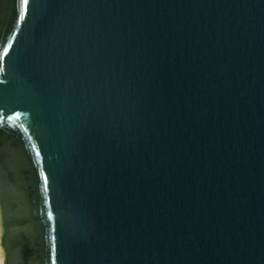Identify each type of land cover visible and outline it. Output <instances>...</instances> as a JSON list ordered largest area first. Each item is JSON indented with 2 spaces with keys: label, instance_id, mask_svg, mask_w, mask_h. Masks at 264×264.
<instances>
[{
  "label": "water",
  "instance_id": "water-1",
  "mask_svg": "<svg viewBox=\"0 0 264 264\" xmlns=\"http://www.w3.org/2000/svg\"><path fill=\"white\" fill-rule=\"evenodd\" d=\"M1 264H264V0H0Z\"/></svg>",
  "mask_w": 264,
  "mask_h": 264
},
{
  "label": "snow or ice",
  "instance_id": "snow-or-ice-1",
  "mask_svg": "<svg viewBox=\"0 0 264 264\" xmlns=\"http://www.w3.org/2000/svg\"><path fill=\"white\" fill-rule=\"evenodd\" d=\"M29 3V0H24V4L27 5Z\"/></svg>",
  "mask_w": 264,
  "mask_h": 264
},
{
  "label": "bare ground",
  "instance_id": "bare-ground-1",
  "mask_svg": "<svg viewBox=\"0 0 264 264\" xmlns=\"http://www.w3.org/2000/svg\"><path fill=\"white\" fill-rule=\"evenodd\" d=\"M0 264H1V257H0Z\"/></svg>",
  "mask_w": 264,
  "mask_h": 264
}]
</instances>
